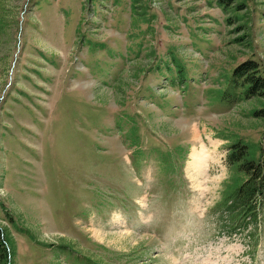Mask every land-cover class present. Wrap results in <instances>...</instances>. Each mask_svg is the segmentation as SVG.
<instances>
[{
	"label": "rangeland",
	"instance_id": "374dc122",
	"mask_svg": "<svg viewBox=\"0 0 264 264\" xmlns=\"http://www.w3.org/2000/svg\"><path fill=\"white\" fill-rule=\"evenodd\" d=\"M239 3L0 0L11 264H264V197L258 220L223 200L233 140L264 152V98L222 101L264 69V0Z\"/></svg>",
	"mask_w": 264,
	"mask_h": 264
},
{
	"label": "trees",
	"instance_id": "16d2710c",
	"mask_svg": "<svg viewBox=\"0 0 264 264\" xmlns=\"http://www.w3.org/2000/svg\"><path fill=\"white\" fill-rule=\"evenodd\" d=\"M216 6L223 12L240 11L245 4L239 0H215ZM230 19H228V22ZM223 93V101L233 98L234 101H247L252 98H264V69L259 61L248 59L238 64L233 70ZM230 87L236 94L233 95ZM264 109L254 110L252 115L260 117ZM229 147L228 162L234 172L232 188L225 190L223 200L230 203L231 215L236 221L240 218L254 219L260 212V203L264 197V152L255 143L233 140ZM7 235L0 229V264H11L15 254L14 248L9 249ZM6 245V248H5ZM13 250V252H12ZM9 256L10 259L7 258Z\"/></svg>",
	"mask_w": 264,
	"mask_h": 264
}]
</instances>
